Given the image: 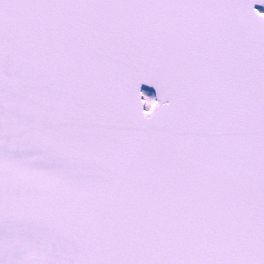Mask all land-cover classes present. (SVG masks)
<instances>
[{
	"label": "snow or ice",
	"instance_id": "6c2138e0",
	"mask_svg": "<svg viewBox=\"0 0 264 264\" xmlns=\"http://www.w3.org/2000/svg\"><path fill=\"white\" fill-rule=\"evenodd\" d=\"M261 8L0 0V264H264Z\"/></svg>",
	"mask_w": 264,
	"mask_h": 264
},
{
	"label": "water",
	"instance_id": "95a60500",
	"mask_svg": "<svg viewBox=\"0 0 264 264\" xmlns=\"http://www.w3.org/2000/svg\"><path fill=\"white\" fill-rule=\"evenodd\" d=\"M257 7H260L259 5H257ZM263 8H261L262 10ZM146 91H148V93H152L153 95H155V90L154 89H151V88H148V89H145Z\"/></svg>",
	"mask_w": 264,
	"mask_h": 264
},
{
	"label": "rangeland",
	"instance_id": "374dc122",
	"mask_svg": "<svg viewBox=\"0 0 264 264\" xmlns=\"http://www.w3.org/2000/svg\"><path fill=\"white\" fill-rule=\"evenodd\" d=\"M263 11H264V8H263ZM150 95H153L152 93H149ZM154 96V95H153Z\"/></svg>",
	"mask_w": 264,
	"mask_h": 264
}]
</instances>
